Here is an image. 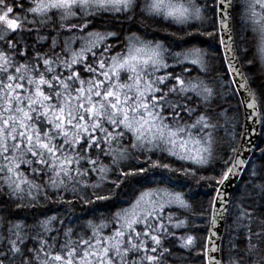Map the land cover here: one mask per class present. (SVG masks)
<instances>
[{"label":"snow or ice","instance_id":"1","mask_svg":"<svg viewBox=\"0 0 264 264\" xmlns=\"http://www.w3.org/2000/svg\"><path fill=\"white\" fill-rule=\"evenodd\" d=\"M0 264H264V0H0Z\"/></svg>","mask_w":264,"mask_h":264}]
</instances>
